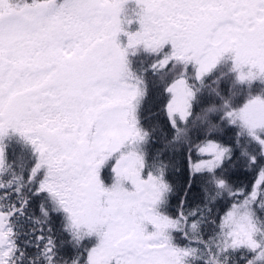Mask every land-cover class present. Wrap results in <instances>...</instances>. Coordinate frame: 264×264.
<instances>
[{
  "label": "snow or ice",
  "instance_id": "1",
  "mask_svg": "<svg viewBox=\"0 0 264 264\" xmlns=\"http://www.w3.org/2000/svg\"><path fill=\"white\" fill-rule=\"evenodd\" d=\"M0 264H264V0H0Z\"/></svg>",
  "mask_w": 264,
  "mask_h": 264
}]
</instances>
